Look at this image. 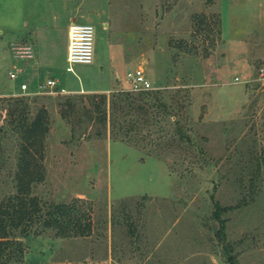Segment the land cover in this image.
Instances as JSON below:
<instances>
[{
	"label": "rangeland",
	"instance_id": "obj_1",
	"mask_svg": "<svg viewBox=\"0 0 264 264\" xmlns=\"http://www.w3.org/2000/svg\"><path fill=\"white\" fill-rule=\"evenodd\" d=\"M51 2L0 0V208L19 193L25 140L11 113L26 105L27 123L46 110L49 127L28 198L41 215L75 205L92 230L59 236L41 216L27 237L11 229L14 255L0 264H230L229 249L238 264H264V0H57L96 28L93 63L66 72L59 57L67 90L41 88L24 62L9 78V29L25 7L50 15ZM109 46L123 61L115 74ZM140 68L148 91L132 90ZM116 74L113 91L81 88ZM216 202L229 208L225 240Z\"/></svg>",
	"mask_w": 264,
	"mask_h": 264
},
{
	"label": "trees",
	"instance_id": "obj_2",
	"mask_svg": "<svg viewBox=\"0 0 264 264\" xmlns=\"http://www.w3.org/2000/svg\"><path fill=\"white\" fill-rule=\"evenodd\" d=\"M19 100L21 99H18V101ZM19 104L22 105L21 102H19ZM26 112L27 108L25 105L23 108L17 106L11 113L18 118L16 119L17 124L15 126V131L22 134L25 142L22 146V157L20 159V169L18 172L20 183L19 193L13 198L14 200H10L13 201L12 207L8 205L6 208H0V260H2L4 256H7L6 262L10 261L14 255V252L7 253L12 243H15L9 239L11 229H20L23 236L27 237L29 236L31 226L28 224L34 223L38 218L41 219V216L45 219V226L56 229L59 236H69L70 234L85 236L92 230V225H90V223L83 224L75 205L64 203L51 204L44 212V217L43 213L42 215L40 214L43 210L39 206L38 200L36 198H28L32 181L35 180L33 176L35 165H37L35 150H38V145L42 146L43 138L49 131V127L48 123L45 121L46 110L38 113L31 123L26 122ZM228 209L229 208L222 207L219 202H216L214 217L221 223L218 234L223 240L226 239V221L222 219V213ZM16 243L17 251L23 253L22 242L16 241ZM230 251L229 249V263L238 264L237 258L232 255Z\"/></svg>",
	"mask_w": 264,
	"mask_h": 264
},
{
	"label": "crops",
	"instance_id": "obj_3",
	"mask_svg": "<svg viewBox=\"0 0 264 264\" xmlns=\"http://www.w3.org/2000/svg\"><path fill=\"white\" fill-rule=\"evenodd\" d=\"M61 0H58V2ZM57 0H52V8L49 10L50 15H44L38 13L35 17L32 11L24 9L22 16V23L17 25V22L13 24V27L9 29V34L13 37V43L15 42H30L35 47V58L32 61H24L28 66V74H32L29 78L40 79L42 76V83H46L50 79L57 81V86L60 85L61 89L72 88L71 82L73 78L68 76L64 72L60 71L58 60L64 55L65 57V70L67 69V56L69 49V29L70 26L75 23V20L79 16V7L77 4H61L59 5ZM62 3V2H61ZM49 17V19H47ZM42 19L41 22H39ZM30 31H33L34 35H28ZM30 36L32 38L26 41L20 40V38H26ZM110 49V67L112 73L118 72V68H123V61L117 58L114 54L115 49L109 46ZM27 62V63H26ZM104 69V68H103ZM102 69V70H103ZM27 74V75H28ZM29 74V75H30ZM112 76V75H110ZM20 78V77H19ZM123 77L121 74H116L111 78V86L103 87L100 84L93 88H87L82 86V90L92 92H110L113 91L115 86L120 83L123 84ZM31 79V82L23 81L22 84L26 83L28 87H32L35 81ZM35 79V80H37ZM40 81H36V86L40 85ZM73 89V88H72Z\"/></svg>",
	"mask_w": 264,
	"mask_h": 264
},
{
	"label": "built area",
	"instance_id": "obj_4",
	"mask_svg": "<svg viewBox=\"0 0 264 264\" xmlns=\"http://www.w3.org/2000/svg\"><path fill=\"white\" fill-rule=\"evenodd\" d=\"M95 38L96 28L91 23H73L70 26L66 67L68 72H74L75 64L93 63L95 59ZM10 51L15 63L9 71V78L11 80H16L19 77L18 62L34 59L36 54L35 47L30 42H15L12 43ZM128 76L133 91H148L152 88V84L142 68L130 72ZM56 86L57 81L54 79H50L46 83L40 85L43 89L54 88ZM21 87L23 90L22 95L30 94L26 83L22 84Z\"/></svg>",
	"mask_w": 264,
	"mask_h": 264
}]
</instances>
